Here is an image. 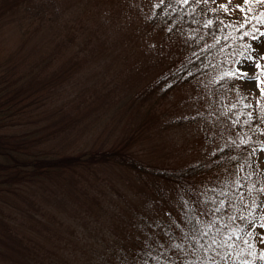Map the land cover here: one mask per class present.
I'll use <instances>...</instances> for the list:
<instances>
[{
	"label": "trees",
	"instance_id": "obj_1",
	"mask_svg": "<svg viewBox=\"0 0 264 264\" xmlns=\"http://www.w3.org/2000/svg\"><path fill=\"white\" fill-rule=\"evenodd\" d=\"M103 1L175 53L145 86L79 128L75 118L96 103L81 87L65 96L83 57L79 38L56 26L54 0H0V264H57L58 255L65 264H264L255 240L264 231V171L248 153L264 152V94L252 102L240 92L234 69L242 45L264 28V0H225L222 11L239 16L233 24L213 0ZM181 95L168 112L165 102ZM70 128L82 131L80 142L61 138ZM170 130L208 141L210 151L185 163L148 157L144 141ZM106 171L123 191L106 200L97 190V214L81 188ZM90 219L98 234L120 219L129 238L88 260Z\"/></svg>",
	"mask_w": 264,
	"mask_h": 264
},
{
	"label": "rangeland",
	"instance_id": "obj_2",
	"mask_svg": "<svg viewBox=\"0 0 264 264\" xmlns=\"http://www.w3.org/2000/svg\"><path fill=\"white\" fill-rule=\"evenodd\" d=\"M241 0H236L240 3ZM211 7L217 10L221 19L228 24L238 23L239 16L235 10L231 12L222 11L225 0L211 1ZM54 17L53 20L57 23V27H63L67 31V35H75L79 38V42L83 47V57L77 60L75 79L72 84H67L64 87L69 89L65 96L81 87L83 95L86 99H95L96 103H91L89 113L83 115L81 112L76 127H86L84 124H93L96 116L107 110L108 104L119 105L125 101V96L135 90L141 89L150 80H152L160 71L165 69L168 62L171 60L175 50H172L170 45L162 41L156 36L146 38L138 25L127 20L126 14L115 9H105L103 0H54ZM124 9V8H122ZM9 33V32H8ZM42 35H44L41 32ZM77 34V35H76ZM243 52L240 59L234 64V69L239 74L244 73L236 81V87L240 92L251 96L252 102L258 99L261 95V88H264V72L257 73L258 68L256 62L260 64L264 61V28H260L257 35L244 43ZM251 57V59H249ZM259 77L260 83L257 82ZM102 92H105L102 95ZM186 94V93H184ZM64 96V97H65ZM55 98L58 99L55 94ZM180 100L173 98L165 102L168 109L174 105L181 103ZM59 102V101H58ZM60 103V102H59ZM219 117L220 114L218 113ZM170 114H168L169 118ZM72 116H69L65 121L70 122ZM74 119V118H73ZM216 124L212 120V128L214 134L217 129ZM264 127V123L262 125ZM82 131H77L75 128H70L61 133L60 136L64 140L75 143L80 142V134ZM80 133V134H78ZM197 138L191 137V134L181 130H170L166 132L156 133L144 141V152L148 157L154 159L165 160V163L182 162L188 160H201L205 157L204 152L210 151L208 141L204 143L196 141ZM88 144H91L93 138L88 137ZM75 145V144H74ZM263 152L261 148L250 149L249 155L255 160L259 168L264 171V158H257V153ZM101 177V178H99ZM106 180L103 182L102 180ZM90 183L92 188L84 186L81 191H85V202L90 206V209L95 213L100 212L99 205L91 199L93 196H99L97 190L106 200L114 190L123 191L120 186L119 179H115V175L111 172H103L99 176L91 175ZM113 180V181H112ZM113 182V187L109 183ZM115 186V187H114ZM116 196V194H114ZM264 210V205H263ZM174 216L173 208H169ZM92 218V215H90ZM168 223V219H165ZM82 234H85L86 240L91 245L86 247L89 250L88 260L95 257V249L102 250L107 245H112L114 242L120 243L121 240L129 238V233L124 231L123 227L126 224L120 219L115 224H104L102 233H99L94 226L97 223L90 219ZM71 223V220L69 221ZM170 224V223H169ZM100 225V224H98ZM102 226V225H100ZM61 233L63 238L67 235ZM119 236L121 239H119ZM264 231L257 228L255 232V240L258 249L264 248ZM94 246V247H93ZM72 249L80 252V246L76 242H72ZM70 254V253H69ZM80 256V255H79ZM61 264H65V256H59ZM86 259V258H85ZM69 261V260H66ZM58 262L57 264H59Z\"/></svg>",
	"mask_w": 264,
	"mask_h": 264
},
{
	"label": "snow or ice",
	"instance_id": "obj_3",
	"mask_svg": "<svg viewBox=\"0 0 264 264\" xmlns=\"http://www.w3.org/2000/svg\"><path fill=\"white\" fill-rule=\"evenodd\" d=\"M161 2H162V0H161ZM249 59H251V57H249ZM256 67H257V68H261V64H260L259 61L256 62ZM262 70H264V69H262ZM237 71H240V70H237ZM243 75H244V73L241 72V76H242V77H243ZM257 82L260 83V81H259V77H257ZM261 94H264V88H261ZM257 158H258V159H259V158H264V152H258V153H257ZM260 192H261V193H264V184H261V186H260ZM260 198H261L260 196H256V199H257V200L260 199ZM252 206L254 207L255 205L253 204ZM190 218H191V219H194V220H197V221L200 220V217L196 216L195 214H193L192 217H189V216L187 215V213H186V214H185V219H190ZM261 219H262V224H261V226H264V217H262ZM185 227H188V226L185 225ZM192 229H194L195 231H199V227H198L197 224H193V225H192ZM169 231H171V230H169ZM149 235L151 236V235H153V234H152V233H149ZM153 243H155V241H153ZM145 244H146V245L148 244V241H147V240L145 241ZM162 247H163V245H161V248H162ZM173 247H176L175 244H174V242H173ZM175 254H177V255L179 256V255H182L183 253H182V250H180L179 248H177V253H175ZM261 255L264 256V253H262Z\"/></svg>",
	"mask_w": 264,
	"mask_h": 264
}]
</instances>
